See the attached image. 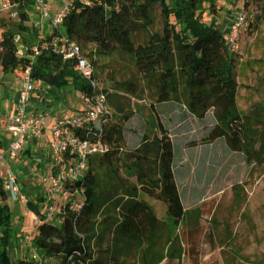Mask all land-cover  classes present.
I'll list each match as a JSON object with an SVG mask.
<instances>
[{
    "label": "trees",
    "instance_id": "obj_1",
    "mask_svg": "<svg viewBox=\"0 0 264 264\" xmlns=\"http://www.w3.org/2000/svg\"><path fill=\"white\" fill-rule=\"evenodd\" d=\"M253 1L264 18V0ZM11 2L19 14L21 47L10 31H3L0 68L4 73L22 74L29 68L35 81L56 89L71 86L90 95L88 81L74 69L75 60L65 59L53 47L57 33L78 43L82 51L91 45L93 50L85 56L94 69L97 56L114 49L129 55L137 72L154 88L149 105L152 133L140 115L134 124L124 125L113 118L81 129L89 130L93 140L92 132L99 131L107 149L91 155L82 178L66 186L79 191L82 203L78 209L66 204L57 215L59 222L45 221L37 207L43 198L27 202V210L39 220L32 244L52 259L40 264H123L120 257L131 247L140 249L141 264H159L164 259H179L185 252L191 257L198 255L200 236L210 246L202 256L213 252V234L200 213L211 214L222 187L207 195L192 180L210 183L228 164L251 166L264 153L263 141L248 136L238 110L239 56L223 39L216 20V0H73L59 29L43 36L26 23L31 0ZM151 5H158L164 18L162 35L134 44L125 32ZM205 12L210 14L209 22L203 20ZM136 89L134 82L117 81L111 73L103 83L107 104L111 101L109 92L124 90L133 95ZM99 169L108 174V187L102 191L97 185ZM193 194L200 211L195 215L185 207ZM153 198L164 204L180 239L179 247L171 246L165 254L156 248L164 225L149 202ZM99 214L104 215V224L98 232ZM12 216L0 185V264H33L14 255ZM191 218L194 223L190 227L187 223ZM91 240L107 247L94 254L88 246Z\"/></svg>",
    "mask_w": 264,
    "mask_h": 264
},
{
    "label": "rangeland",
    "instance_id": "obj_2",
    "mask_svg": "<svg viewBox=\"0 0 264 264\" xmlns=\"http://www.w3.org/2000/svg\"><path fill=\"white\" fill-rule=\"evenodd\" d=\"M243 2H246L245 8L250 15V20L248 28L240 33L237 39L239 61L236 101L248 136L264 143V18L260 15L253 0H216V20L219 28L225 30ZM29 4L26 8L28 14L26 23L33 26L38 31L39 36H43L47 31L43 25L47 21L38 16L37 9L34 8L33 4ZM53 6L55 7L54 3ZM18 19L19 14L16 5H13L9 11L0 14V39L3 31H10L18 41L20 48V38L17 33ZM209 19L210 14L205 12L203 20L209 22ZM163 26L164 18L159 6L151 5L148 6L144 16H137L130 23L129 30H126L125 33L132 43L137 44L160 37ZM90 50H93L91 45L84 47L83 55L85 56ZM1 71L0 101H6L10 95L5 84L7 79L2 77ZM110 73L115 76L117 81L129 80L134 82L137 87L136 93L133 95L124 90L109 92L111 101L108 104L114 112L115 122H122L124 125H129L130 122H132L130 124H134L136 123V115L140 113L145 116L147 123L153 128L148 109L154 98V88L151 81L137 72L129 55L117 49L109 54L97 56L96 59L95 74L97 78L104 83L107 74ZM21 76L20 73H13L12 81L13 77L21 78ZM60 89L66 94L69 103L75 106L72 111L85 107L71 86ZM115 107H118L119 110ZM4 127L5 120L2 118L0 133L2 132L6 138L9 135L10 139V133L4 130ZM45 167L40 170L34 164H30L29 167L25 162L18 164L21 187L28 201L32 203L37 202V197L43 198L44 187L36 176L45 172ZM25 170H27L26 173ZM223 171L222 175L216 174L214 180L207 184L202 179L201 181L192 180V184L197 189H202L207 195H210L218 187H222V190L217 194V201L211 214L205 216L202 214L203 212L200 213L213 234L216 249L202 256V252L207 251L210 246L200 236L197 238L200 249L198 255L191 257L187 256V252H185L179 259H164L159 264H193L196 260L199 264H264V153L261 160L254 162L251 166L232 163L228 164ZM96 176L98 191L105 190L108 187L107 172L104 169H99ZM204 186L207 187L204 188ZM139 196L145 198L141 192H139ZM195 196V194L191 195L192 200L185 202V207L193 215L198 214L199 211V204L193 202ZM43 200L37 204L41 212L48 202L45 198ZM78 200L80 201V198ZM54 201L56 206L62 205L60 197L56 196ZM149 202L155 208L159 220L164 225L156 248L158 253L165 254L171 246L179 247L180 239L177 228L171 217L166 215L165 206L159 198L150 199ZM7 203L13 215L10 226L12 228L11 244L14 255L33 263L35 253L37 258L43 261H51L50 257L36 250L32 244V237L35 234V215L30 211L28 215L24 214L26 206L17 200L13 201L9 198ZM103 218L104 215L102 214L96 218V230L98 232L104 224ZM193 220L194 218H191L187 223L190 227L194 223ZM112 230L113 225L109 228L108 236ZM88 246L89 250L96 254L97 251L103 249L104 244L97 246L95 241L91 240ZM141 254L138 248L131 247L124 257L125 264H141Z\"/></svg>",
    "mask_w": 264,
    "mask_h": 264
},
{
    "label": "built area",
    "instance_id": "obj_3",
    "mask_svg": "<svg viewBox=\"0 0 264 264\" xmlns=\"http://www.w3.org/2000/svg\"><path fill=\"white\" fill-rule=\"evenodd\" d=\"M72 1L31 0V4L37 9L38 16L47 21V32H51L59 29ZM12 6L11 0H0V14L9 11ZM245 6L246 2H243L227 28L221 30L230 51L237 52L239 34L249 26L250 15ZM52 45L65 59L75 60L74 69L88 81L90 95L76 91L85 107L66 115H57L48 108L32 112L29 107L38 81L30 78L29 68H26L13 101L12 113L5 118V129L10 133V140L5 148H0V185L7 199L17 200L26 206L28 198L18 176L20 156L30 142L43 137L47 122L51 121L47 142L49 161L45 172L39 175V182L44 187L43 198L48 200L41 216L45 221L59 222L57 215L66 204L70 209L76 210L82 203L79 191L77 189L70 191L66 186L82 178L91 155L103 153L107 149V145L99 138V131L92 132V136L95 137L93 140L89 137V130L81 131V129L92 124L112 121L114 114L107 104V93L103 90V82L97 78L94 65L83 55L81 46L67 36L57 33L53 36ZM56 196L62 201L59 207L54 201ZM25 211H28L27 208ZM38 222L36 218L35 225ZM33 258V264H40L43 261L37 258L35 253Z\"/></svg>",
    "mask_w": 264,
    "mask_h": 264
},
{
    "label": "crops",
    "instance_id": "obj_4",
    "mask_svg": "<svg viewBox=\"0 0 264 264\" xmlns=\"http://www.w3.org/2000/svg\"><path fill=\"white\" fill-rule=\"evenodd\" d=\"M43 26H45V29H47L46 24ZM0 70H1V68H0ZM1 74L3 75L2 77H5V79H7L5 84L7 86V90H8L9 95H10L8 100H6V101L1 100L0 101V118L1 119L3 118V120H5L6 116H8L12 113L13 101H14L16 94H17V91L21 85V78L23 77V73H22L21 78L13 77V81H12V77H11V76H13V73H9V72L4 73L3 71H1ZM43 108H48V109L56 112L57 115H66L70 111L74 110L75 106L71 105L69 103L66 94L60 88L59 89L52 88V87L50 88V86L38 82L35 84V89H34L33 94H32V99H31L29 109L32 112H34V111H39L40 109H43ZM80 109H82V107H80ZM148 109L150 111V116L152 119L150 106L148 107ZM138 115H140V117L143 119L144 122H147L145 116H143L140 113H138ZM1 119H0V126H1ZM140 121H141V119H140ZM152 123H153V121H152ZM50 127H51V121H48L47 122V128L44 131L43 137L38 139V140H35L33 142H30L29 145H27V147L24 149V151L22 152V154L20 156V158H21L20 163L25 162L28 164V167L30 166V164H34L38 169H40V170L44 169V167L48 164V161H49V151H48V143L47 142H48V139L50 136ZM148 129L152 133L154 126H153V128H151L150 124L148 123ZM4 130H6L5 127H4ZM9 140H10L9 135L6 138L1 132L0 133V148H5L8 145ZM26 172H27V170H25V173ZM21 173H22V171H21ZM25 173H23V174H25ZM43 173L44 172H41L40 174H43ZM40 174H38L36 176L37 180H39ZM25 176H28V175H25ZM143 196H145V195L143 194ZM145 198H147V197L145 196ZM149 201H150V199H149ZM28 213H29V211L24 212V214H26V215H28ZM106 247H107V244H104V246L102 248L105 249ZM138 250H140V249L138 248ZM125 255H127V254H124L120 257V261L123 264H125V262H124Z\"/></svg>",
    "mask_w": 264,
    "mask_h": 264
}]
</instances>
